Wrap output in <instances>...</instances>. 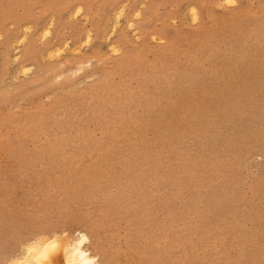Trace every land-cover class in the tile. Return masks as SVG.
Returning a JSON list of instances; mask_svg holds the SVG:
<instances>
[{
    "label": "rangeland",
    "instance_id": "rangeland-1",
    "mask_svg": "<svg viewBox=\"0 0 264 264\" xmlns=\"http://www.w3.org/2000/svg\"><path fill=\"white\" fill-rule=\"evenodd\" d=\"M77 232L264 264V0H0V264Z\"/></svg>",
    "mask_w": 264,
    "mask_h": 264
},
{
    "label": "bare ground",
    "instance_id": "bare-ground-1",
    "mask_svg": "<svg viewBox=\"0 0 264 264\" xmlns=\"http://www.w3.org/2000/svg\"><path fill=\"white\" fill-rule=\"evenodd\" d=\"M55 237V239L53 238V240L50 241L40 238L35 240L33 243L31 242V244H29L24 250L27 260L26 264H35L33 263V260H39L36 256L49 258L51 256H49L50 251L55 248H59V250H61L60 253L62 254L66 264H97V257L92 255L90 249L86 246L89 242L86 233L77 232L76 236L71 240L66 241L67 239H64L63 241L65 242H63L58 236ZM32 258L34 259L32 260Z\"/></svg>",
    "mask_w": 264,
    "mask_h": 264
}]
</instances>
